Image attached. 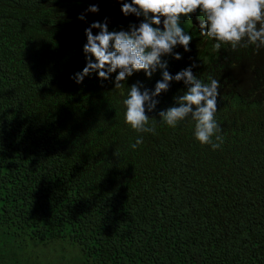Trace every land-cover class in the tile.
Wrapping results in <instances>:
<instances>
[{"label": "trees", "instance_id": "trees-1", "mask_svg": "<svg viewBox=\"0 0 264 264\" xmlns=\"http://www.w3.org/2000/svg\"><path fill=\"white\" fill-rule=\"evenodd\" d=\"M57 1L0 0V262L264 264V47L215 49L197 10L180 23L190 50L161 57L173 76L192 67L219 81L213 150L190 116L174 127L160 120L183 81L156 110L146 106L154 132L126 122L129 88L154 90L161 69L134 72L119 89V70L76 82L85 30L105 20L109 31L138 26L143 16L122 12L131 0H68L65 16ZM92 5L97 13L85 11Z\"/></svg>", "mask_w": 264, "mask_h": 264}, {"label": "clouds", "instance_id": "clouds-1", "mask_svg": "<svg viewBox=\"0 0 264 264\" xmlns=\"http://www.w3.org/2000/svg\"><path fill=\"white\" fill-rule=\"evenodd\" d=\"M57 2L65 4L64 8L57 6L62 16H65L70 9L69 1ZM87 10L97 13L99 8L92 5ZM197 10L203 16V19L200 18V34L217 41L215 49L219 50L222 44H228L235 50L242 41H246L244 47H264V0H131L130 3L122 4L123 14L135 15L137 18L143 16L144 19L138 26L130 25V31L119 32L109 31L107 20L103 23L93 22L85 30L87 64L74 78L77 83H82L85 77L98 73L99 78L107 80L119 70L115 77V88L119 89L123 86L121 82L134 72L143 70L151 78L157 69L163 70L162 79L157 81L154 90L143 88L139 82L129 88L123 102L126 122L137 132H154V128L146 127L150 119L146 114V106L148 112L156 110L159 104L156 98L169 90L173 80L183 81L186 91L175 97L174 106L159 112L160 120L174 127L190 116L196 121L195 136L198 141L205 145L211 144L215 150L220 144L213 143L212 137L215 136L217 141L222 139L219 135L222 129L215 119L219 81L210 78V82L205 83L194 75L192 67L173 76L167 70V63L161 59L164 55L173 54L175 59H181L180 53L173 52L177 45H182L185 51L190 50L192 37L184 33L180 23L182 17L190 19ZM80 19H85V16L81 15ZM161 23L163 28L159 27ZM93 29H99V32L93 34ZM142 142L143 138L138 137L131 147L135 149Z\"/></svg>", "mask_w": 264, "mask_h": 264}, {"label": "water", "instance_id": "water-1", "mask_svg": "<svg viewBox=\"0 0 264 264\" xmlns=\"http://www.w3.org/2000/svg\"><path fill=\"white\" fill-rule=\"evenodd\" d=\"M159 27L163 28V24L161 23V25Z\"/></svg>", "mask_w": 264, "mask_h": 264}, {"label": "rangeland", "instance_id": "rangeland-1", "mask_svg": "<svg viewBox=\"0 0 264 264\" xmlns=\"http://www.w3.org/2000/svg\"><path fill=\"white\" fill-rule=\"evenodd\" d=\"M41 261H42V260H41ZM0 264H5V262H3V263H2V262H0Z\"/></svg>", "mask_w": 264, "mask_h": 264}]
</instances>
